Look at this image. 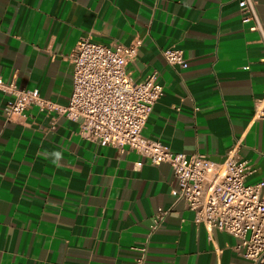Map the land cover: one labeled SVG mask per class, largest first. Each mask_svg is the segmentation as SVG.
<instances>
[{
  "label": "crops",
  "instance_id": "crops-1",
  "mask_svg": "<svg viewBox=\"0 0 264 264\" xmlns=\"http://www.w3.org/2000/svg\"><path fill=\"white\" fill-rule=\"evenodd\" d=\"M240 17L237 0H0V79L66 104L80 39L139 40L130 76L155 72L163 88L142 136L173 153L245 161L246 183L264 186V49ZM165 49L186 67L168 65ZM9 99L0 93V264H134L142 243L145 264H253L237 238L194 223L167 163L88 142L77 122L34 106L7 120Z\"/></svg>",
  "mask_w": 264,
  "mask_h": 264
},
{
  "label": "built area",
  "instance_id": "built-area-1",
  "mask_svg": "<svg viewBox=\"0 0 264 264\" xmlns=\"http://www.w3.org/2000/svg\"><path fill=\"white\" fill-rule=\"evenodd\" d=\"M240 20L257 32L264 49V29L258 17L255 0H237ZM139 40L128 45H106L80 39L69 55L72 65V88L66 104L42 98L37 90H24L0 79V93L10 99L3 106L7 120L34 106L55 113L78 124L82 139L120 151H132L153 165L167 163L177 181L172 193L193 212V221L208 232L217 230L239 240L236 251L253 264H264V186L247 184L251 168L245 161L227 156L212 162L202 154L171 152L157 141L142 136L154 104L162 97L163 88L155 72L135 80L127 69L138 52ZM170 66L186 67L178 49L161 51ZM264 63V58L261 60ZM256 119L264 121V94L255 109ZM166 212L154 217V231ZM134 264H145L147 245L136 246Z\"/></svg>",
  "mask_w": 264,
  "mask_h": 264
},
{
  "label": "clouds",
  "instance_id": "clouds-1",
  "mask_svg": "<svg viewBox=\"0 0 264 264\" xmlns=\"http://www.w3.org/2000/svg\"><path fill=\"white\" fill-rule=\"evenodd\" d=\"M53 155L56 157L57 160H59V158H60V153L57 152V153H54Z\"/></svg>",
  "mask_w": 264,
  "mask_h": 264
}]
</instances>
